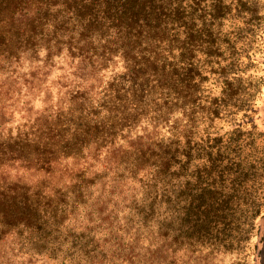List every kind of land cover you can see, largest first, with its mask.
Returning a JSON list of instances; mask_svg holds the SVG:
<instances>
[{
	"label": "trees",
	"instance_id": "1",
	"mask_svg": "<svg viewBox=\"0 0 264 264\" xmlns=\"http://www.w3.org/2000/svg\"><path fill=\"white\" fill-rule=\"evenodd\" d=\"M24 51L100 78L0 134L1 176L44 173L0 176V237L14 231L23 253L54 264H172L180 251L245 264L264 213V0H0V67ZM143 122L170 126L118 156L140 192L104 226L70 223L87 195L79 179L50 189L54 163Z\"/></svg>",
	"mask_w": 264,
	"mask_h": 264
},
{
	"label": "rangeland",
	"instance_id": "2",
	"mask_svg": "<svg viewBox=\"0 0 264 264\" xmlns=\"http://www.w3.org/2000/svg\"><path fill=\"white\" fill-rule=\"evenodd\" d=\"M99 78L100 72L96 73L84 63L65 56L46 60L24 51L19 57L3 62L0 67V134L39 114L54 112L67 103L69 91L74 85L85 84L88 81L96 85ZM255 107L259 109L258 114L262 115L264 128V87ZM155 124L140 123L123 139L110 146L101 149L90 146L84 150L80 158H69L54 163L53 172L50 173L51 177L49 176L50 189L54 186L69 187L75 179H79V184L87 195L85 198L87 202L82 201L83 212L72 215L70 223L85 224L97 220L100 223L104 222L102 225L104 226L108 223L106 219H111L116 213L113 210L115 202L122 198L128 199L140 192L137 182L128 179L130 177L122 179L118 156L136 143L166 135L169 122ZM138 136L143 139L136 141ZM42 176L44 173L41 171L25 169L16 164L1 177L33 183L32 181ZM258 221L261 226L252 237L245 264H264V213ZM158 245L159 248H164L160 242ZM149 252V249H146L143 257L146 263L154 262V259L148 257ZM130 256V261L136 263L138 255L133 251ZM163 259L164 257L161 260ZM169 259L172 264H234L235 256L227 253L180 251L172 254ZM155 261L158 262L156 258ZM0 264L54 263L23 253L20 250L17 233L12 231L0 237Z\"/></svg>",
	"mask_w": 264,
	"mask_h": 264
}]
</instances>
